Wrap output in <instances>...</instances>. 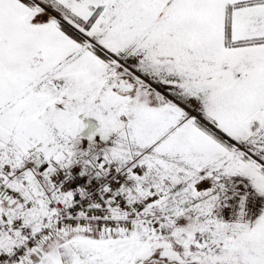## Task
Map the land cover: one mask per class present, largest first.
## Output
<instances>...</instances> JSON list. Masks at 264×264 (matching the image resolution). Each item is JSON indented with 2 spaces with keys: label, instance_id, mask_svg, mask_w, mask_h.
<instances>
[{
  "label": "snow or ice",
  "instance_id": "1",
  "mask_svg": "<svg viewBox=\"0 0 264 264\" xmlns=\"http://www.w3.org/2000/svg\"><path fill=\"white\" fill-rule=\"evenodd\" d=\"M0 264H264V0H0Z\"/></svg>",
  "mask_w": 264,
  "mask_h": 264
}]
</instances>
